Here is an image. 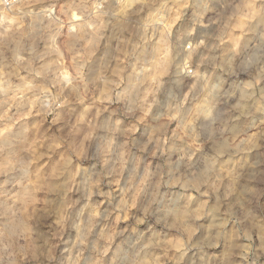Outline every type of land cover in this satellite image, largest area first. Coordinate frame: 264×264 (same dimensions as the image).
Instances as JSON below:
<instances>
[{
    "label": "clouds",
    "instance_id": "1",
    "mask_svg": "<svg viewBox=\"0 0 264 264\" xmlns=\"http://www.w3.org/2000/svg\"><path fill=\"white\" fill-rule=\"evenodd\" d=\"M0 264H264V0H0Z\"/></svg>",
    "mask_w": 264,
    "mask_h": 264
}]
</instances>
